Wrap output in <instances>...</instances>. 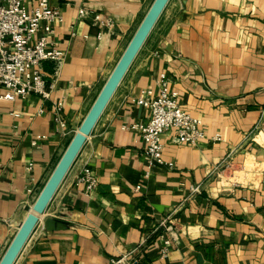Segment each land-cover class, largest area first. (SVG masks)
Returning <instances> with one entry per match:
<instances>
[{"label": "crops", "instance_id": "crops-1", "mask_svg": "<svg viewBox=\"0 0 264 264\" xmlns=\"http://www.w3.org/2000/svg\"><path fill=\"white\" fill-rule=\"evenodd\" d=\"M153 1L50 0L64 18L51 40L66 52L58 72L44 63L52 98H0V260ZM95 12L115 23L101 38ZM163 73L207 137L166 132V163L150 166L132 127L150 110L134 98L159 91ZM85 165L91 193L76 184ZM137 247V264H264V0L169 1L14 264H108Z\"/></svg>", "mask_w": 264, "mask_h": 264}, {"label": "built area", "instance_id": "built-area-1", "mask_svg": "<svg viewBox=\"0 0 264 264\" xmlns=\"http://www.w3.org/2000/svg\"><path fill=\"white\" fill-rule=\"evenodd\" d=\"M87 13L85 9H80L81 15ZM63 19L61 10L52 6L50 0H0V86L4 88L0 94L1 99L15 100L31 94L52 98L44 63L53 62L55 72H58L64 62L66 52L51 40L56 24ZM93 21L103 29L99 34L100 38L103 31L115 27L113 18L101 12L94 13ZM159 85V91L145 88L134 98L136 104L150 110L147 122H138L132 126L141 133L150 166L166 163L163 140L166 132L173 130L174 141L179 144L197 145L207 137L203 120L194 116L183 105L178 91L171 88L166 73L161 75ZM54 109L61 134H68L69 125L63 116L64 101H56ZM215 139L220 140L221 134H217ZM33 143L36 144L37 141L34 140ZM32 166L30 164L28 168L31 169ZM76 184L86 193H91L98 187V177L90 165L82 168ZM192 190L199 191L200 187L193 186ZM28 191L34 190L29 188ZM173 215L174 211L161 221V225L171 235L161 247L163 256L168 253L171 238L177 236ZM142 256L141 249L137 247L118 258H112L108 264H137Z\"/></svg>", "mask_w": 264, "mask_h": 264}, {"label": "water", "instance_id": "water-1", "mask_svg": "<svg viewBox=\"0 0 264 264\" xmlns=\"http://www.w3.org/2000/svg\"><path fill=\"white\" fill-rule=\"evenodd\" d=\"M170 0H154L0 260L14 264Z\"/></svg>", "mask_w": 264, "mask_h": 264}, {"label": "rangeland", "instance_id": "rangeland-1", "mask_svg": "<svg viewBox=\"0 0 264 264\" xmlns=\"http://www.w3.org/2000/svg\"><path fill=\"white\" fill-rule=\"evenodd\" d=\"M137 30V28L135 29V31ZM135 31H134V33H135ZM134 33H133V35H134ZM132 35V36H133ZM132 36L125 42V44L122 46V49L119 51V53H118V55H117V57H116V59H115V62H114V65L112 66V68H111V72H112V70L114 69V67H115V65L117 64V62H118V60L120 59V57H121V55L123 54V52H124V50L126 49V47H127V45H128V43H129V41L131 40V38H132ZM142 50V49H141ZM141 54V51L139 52V54H138V56ZM138 56L136 57V59L138 58ZM135 59V60H136ZM111 74V73H110ZM108 77H109V75H108ZM108 77H106V80H107V78ZM105 80V81H106ZM104 81V82H105ZM102 89V88H101ZM249 164H251V161H250V163ZM57 165V164H56ZM249 168H251V166L249 167ZM230 171H228V174H230L229 173ZM240 173H242V172H240Z\"/></svg>", "mask_w": 264, "mask_h": 264}]
</instances>
